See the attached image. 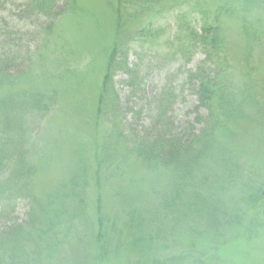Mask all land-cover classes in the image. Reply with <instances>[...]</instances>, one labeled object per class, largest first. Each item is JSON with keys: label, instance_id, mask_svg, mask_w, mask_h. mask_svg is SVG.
<instances>
[{"label": "trees", "instance_id": "trees-1", "mask_svg": "<svg viewBox=\"0 0 264 264\" xmlns=\"http://www.w3.org/2000/svg\"><path fill=\"white\" fill-rule=\"evenodd\" d=\"M57 2L27 0L24 10L34 16L35 13L47 16L53 12L43 28L51 33L59 22V17L54 18L58 15ZM68 2L66 0V5ZM75 3L76 0H71L69 8H73ZM222 3L219 2L218 9L211 10L209 14V9H201L199 17L196 15L198 8L183 10L187 4L180 0H116L110 4L124 22L122 26L129 24L130 20H143V25L137 28L130 42L140 39L154 41L156 35L164 31L158 20L155 21L156 16L158 18L178 11L171 44L174 41L180 50H175L171 58L183 66L192 61L194 53L202 50V64L181 73L184 80L182 86L190 84L198 97L194 121L204 123V127L196 132L194 124L189 122L186 132V129L178 130L179 126H175L167 115L168 105L174 103L177 96L170 98L176 93L166 88L163 96L157 100L152 127L146 132L130 129L115 72L124 66L127 76L131 78L135 67H130L127 60L129 49H125L118 39L108 54L98 98V116L103 118L105 126L107 147L104 148L119 141L126 149L122 157L124 162L132 156L140 159L148 168L160 173L162 183L152 190L151 201L142 204L132 198L133 203L120 214L102 213L105 211L104 204L98 203L97 229L93 234L92 231L89 233L95 224L86 195L90 186L88 175H83L86 172H76L69 183L63 182L58 191L48 193L44 199L36 193L35 177L40 168L33 164L31 151L35 148V142L28 135L32 134L34 121L35 127L37 122L47 121L56 104L49 106L48 102L54 98L46 97L37 90L18 89L15 92L13 85L28 75L32 64L12 74L10 63L16 62L20 56L10 57L12 51L7 53L0 47V85L8 84L11 87L0 96V206H12L20 200L27 207L22 221L13 222L6 230L0 231V264H51L59 248L76 241H93L98 252L96 264L112 262V256L130 250L134 251L135 259L129 260V264H227L218 249L228 239V228L242 223L245 209L243 205H234L233 196L229 194V188L238 186L242 180H238L237 176L227 178L225 174L230 166L222 167L219 164L226 163L230 157L239 158L222 141L234 131L233 127L236 129V126L249 120L240 115L243 105L236 97L239 93H248L246 104L249 105V99L256 97V89L250 83L249 86H244V83L239 85L232 78L227 42L219 16L237 12L241 18L240 26L249 42L244 73L251 80L257 75V53L264 52V40L254 26L261 17L250 15L264 3L262 0H237L233 5ZM197 21L201 23L199 28L196 27ZM2 22L5 21L0 17V26ZM124 35L127 36L123 32L121 37ZM241 72L237 75H241ZM202 108L209 111L206 116L201 114ZM176 129L178 131L175 132ZM79 140L87 142L86 136ZM70 144H73V139ZM110 151V148L107 152L102 151L103 161L107 162L112 157ZM60 155H63L62 151ZM51 159L48 160L50 163ZM123 161L119 167H123ZM239 168L241 172L243 167ZM247 174L249 180L245 184L247 187L249 185L248 191L237 202L244 198L249 204L250 201H257L256 196L262 187H257L254 174ZM98 180L102 182L100 177ZM200 239H210L213 247L210 257L208 252H203L197 246ZM152 244L159 245L164 253L146 262L145 245Z\"/></svg>", "mask_w": 264, "mask_h": 264}, {"label": "rangeland", "instance_id": "rangeland-1", "mask_svg": "<svg viewBox=\"0 0 264 264\" xmlns=\"http://www.w3.org/2000/svg\"><path fill=\"white\" fill-rule=\"evenodd\" d=\"M180 1L187 4L183 10L198 8L196 15L199 17L203 8L205 11L209 9V14L211 10L218 9L219 2L233 5L237 0ZM69 2L66 5V0H58L55 5L58 15L54 18L59 17V22L53 32L48 33L43 28L53 12L47 16H38L35 13L34 16L24 10L27 0H0V17L5 21L0 26V47L7 53L12 51L10 57H21L18 56L16 62L10 63L12 74L32 64L28 75L13 85L15 92L18 89H33L31 91L37 90L42 95L55 99L48 102L51 107L56 104L52 107L48 120L37 122L36 127L34 121L32 134L28 135L35 142V148L31 151L33 164L40 168L35 177L36 193L44 199L48 193L58 191L63 182L69 183L76 172H86L83 175H88L90 180L86 195L95 224L89 233L92 231L93 234L97 229L98 203L104 204L105 211L102 213L120 214L135 198L142 204L151 201L152 190L162 183L160 173L148 168L140 159L132 156L124 162L122 157L126 149L119 141L108 147L112 157L107 162L103 161L102 151L107 152L108 148H104L107 147L104 139L105 126L103 118L98 116V98L111 47L119 39L124 48L129 49L127 60L130 67H135L131 78L127 76V68H123L124 66H120L115 72V81L120 100L126 108L128 125L135 132H146L152 127L157 100L163 96L166 88L176 93L170 95V98L177 96L176 101L168 105L167 115L175 126H179L178 130L186 129V132L189 122L194 124L196 132L204 127V123L194 121L197 114L195 107L199 104L198 97L190 84L182 86L184 80L181 73L182 70L202 64L204 55L199 49L194 53L192 61L183 66L171 58L175 50H180L177 43L173 41L171 44L177 10L158 18L156 16L155 21L158 20L164 31H160L154 41L140 39L138 42H130L129 39L138 31L137 28L143 25V20H130L129 24L122 26L124 22L110 5L116 0H76L71 9ZM255 16L261 17L254 26L264 40V5L250 15ZM126 17L127 15L124 19ZM219 17L227 42L232 78L239 85L244 83V86H249L250 83L256 89V97L251 96L252 99H249L247 105L248 93H239L236 99L243 105L240 115L249 120L236 126V129L233 127L234 131L227 134V138L222 141L239 158L237 160L230 157L226 163L219 164L222 167L230 166L225 174L227 178L237 176L238 180H242L238 186L229 188V194L233 196L234 205H243L245 214L241 224L228 228V239L220 244L218 252L227 260V264H264V52L257 53V75L249 80L244 73L245 52L249 42L240 26L241 18L237 12L225 13ZM200 24L197 21L196 27L199 28ZM123 32L127 36L121 37ZM137 63L138 67L135 66ZM239 71H242L241 75H237ZM140 82L142 83L139 84ZM10 88L8 84H1L0 96ZM250 90L254 92L253 89ZM208 113L206 108L201 109L203 116ZM83 136H86L87 142L79 140ZM72 139L73 144H70ZM57 143L59 144L55 145ZM60 151L63 152L62 156ZM50 159L51 163L48 161ZM122 161L123 167H119ZM239 166L243 167L241 172ZM247 173L254 174L257 187H262L256 196L257 201H250L249 204L244 198L237 202L248 191L249 185L247 187L245 184L249 180ZM26 210V203L20 200L12 206H0V231L6 230L13 222L22 221ZM145 246L146 262L164 253L157 244ZM197 246L203 252H208L209 257L213 254L210 239L198 240ZM97 255V247L93 241H76L59 248L51 264H96ZM112 257V262L102 264H129V260L135 259V253L132 250L124 251Z\"/></svg>", "mask_w": 264, "mask_h": 264}]
</instances>
